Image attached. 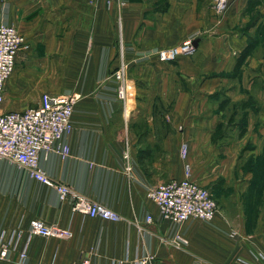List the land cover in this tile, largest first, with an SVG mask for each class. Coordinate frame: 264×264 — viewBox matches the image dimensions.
<instances>
[{
  "label": "crops",
  "instance_id": "obj_1",
  "mask_svg": "<svg viewBox=\"0 0 264 264\" xmlns=\"http://www.w3.org/2000/svg\"><path fill=\"white\" fill-rule=\"evenodd\" d=\"M0 23L26 38L2 111L36 108L44 93L80 95L65 137L70 156L42 154L41 168L122 217L73 213L55 189L1 160L0 233L23 237L0 264H264V0H228L223 15L212 0H128L121 11L107 0H0ZM188 39L194 55L158 59ZM121 51L126 107L113 78ZM184 142L193 179L222 203L213 222L178 226L147 196L185 178ZM35 219L73 237L34 235L22 262ZM177 232L185 249L168 242Z\"/></svg>",
  "mask_w": 264,
  "mask_h": 264
},
{
  "label": "built area",
  "instance_id": "obj_2",
  "mask_svg": "<svg viewBox=\"0 0 264 264\" xmlns=\"http://www.w3.org/2000/svg\"><path fill=\"white\" fill-rule=\"evenodd\" d=\"M114 2L119 8L127 6V0H109L111 7ZM228 0H213L214 10L221 14L226 9ZM26 38L14 25L0 23V161H10L23 169H27L33 179L55 189L62 201L67 202L73 213L90 218H100L105 221L117 223L122 217L116 211L87 198L72 187L51 179L40 165L41 155L54 153L61 158H68L71 149L65 137L73 131L72 117L75 105L80 99L76 94H50L44 93L36 108L26 111H2L5 101V87L12 77L17 64L18 53L25 47ZM197 50L195 41L189 39L167 49L159 50L158 58L161 62H174L179 57L191 56ZM127 64L121 56V63L114 73L117 84V95L123 106L127 104ZM180 155L185 163V178L169 183L159 184L148 190L147 196L159 207L164 219L181 226L190 220L212 222L218 214V205L212 192L199 184L192 177V166L187 162L189 155L188 143H182ZM124 159L129 163L128 150ZM126 171L132 172L127 164ZM153 217H147V223H152ZM237 234L232 232V237ZM38 235L46 238L71 239L73 233L70 229H63L54 225H47L39 219L30 223V233L20 259L27 258L29 239ZM2 231L0 233V257L5 259L10 251L17 249L23 237L20 230L13 231L11 235ZM169 244L177 249H185L189 241L180 233H175L168 240ZM149 258H144L138 264H148ZM78 264H90L88 258H83ZM197 264H203L199 261ZM237 264H250L242 260Z\"/></svg>",
  "mask_w": 264,
  "mask_h": 264
},
{
  "label": "rangeland",
  "instance_id": "obj_3",
  "mask_svg": "<svg viewBox=\"0 0 264 264\" xmlns=\"http://www.w3.org/2000/svg\"><path fill=\"white\" fill-rule=\"evenodd\" d=\"M109 2V0H107V3ZM127 2H128V0H127ZM212 2H213V0H212ZM114 4L117 6V8H118V10L119 11H121L123 8H119V5H118V3L116 4L115 2H114ZM227 8H228V2H227V6H226V9L224 10V12L223 13H221L220 15H223V14H225V12L227 11ZM219 14V13H218ZM119 22H121V18L119 17ZM189 40V39H188ZM187 41V40H186ZM167 49V48H166ZM162 50V49H161ZM159 52V51H158ZM196 53V52H195ZM194 53V54H195ZM193 54V55H194ZM123 55V53H122V51H121V54H120V62H119V65H120V63H121V56ZM182 57H186V56H182ZM123 58H124V56H123ZM179 58H181V57H179ZM178 58V59H179ZM159 59V58H158ZM177 61V60H176ZM175 62V61H174ZM174 62H169V63H174ZM126 63V62H125ZM166 63V62H165ZM127 64V63H126ZM128 68V67H127ZM113 78H115L114 76H113ZM126 80H127V78H126ZM121 103H122V101H120ZM123 104V103H122ZM4 162H6V163H8V161L7 160H3ZM9 164V163H8ZM14 165V164H13ZM15 166V167H14ZM14 166H11V168H14V169H18L17 167H16V165H14ZM262 169V168H261ZM210 189V188H209ZM211 192H213L212 194H214V198H215V200H216V202H217V205H218V212L221 210V205H222V203H221V201H220V199H219V197H218V195H216V192L215 191H212L211 190ZM213 222V221H212ZM205 223H210V222H205Z\"/></svg>",
  "mask_w": 264,
  "mask_h": 264
},
{
  "label": "trees",
  "instance_id": "obj_4",
  "mask_svg": "<svg viewBox=\"0 0 264 264\" xmlns=\"http://www.w3.org/2000/svg\"><path fill=\"white\" fill-rule=\"evenodd\" d=\"M252 47H247L240 55L238 62H237V67L236 70L238 71L242 64L244 63L245 59L247 58L248 54L250 53ZM213 193V192H212ZM214 195V194H213Z\"/></svg>",
  "mask_w": 264,
  "mask_h": 264
},
{
  "label": "water",
  "instance_id": "obj_5",
  "mask_svg": "<svg viewBox=\"0 0 264 264\" xmlns=\"http://www.w3.org/2000/svg\"><path fill=\"white\" fill-rule=\"evenodd\" d=\"M195 45L197 46V41H195Z\"/></svg>",
  "mask_w": 264,
  "mask_h": 264
}]
</instances>
